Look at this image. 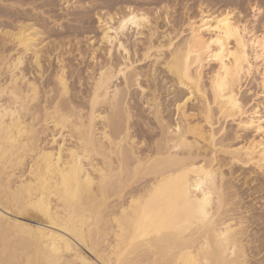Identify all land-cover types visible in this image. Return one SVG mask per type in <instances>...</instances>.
I'll list each match as a JSON object with an SVG mask.
<instances>
[{
  "label": "snow or ice",
  "instance_id": "1",
  "mask_svg": "<svg viewBox=\"0 0 264 264\" xmlns=\"http://www.w3.org/2000/svg\"><path fill=\"white\" fill-rule=\"evenodd\" d=\"M118 3L120 7L116 9L115 15H97L96 20L99 22L103 39L99 47L96 42H92L86 54L91 56L93 62H96L98 57L100 58L101 77L108 71L105 64L111 66L118 59L115 40L111 36L112 32L126 33L131 28L137 35L144 32L147 36L153 29L151 13L138 11L131 0H118ZM206 7L207 5L201 0L199 18L180 21L185 30L189 27L192 30L188 41L189 59L187 60L191 71L186 68L181 77L180 86L187 87L185 81L190 80L192 72L196 71L192 66L193 58L199 64L206 56L209 61L214 60L220 65V70L217 71L213 82V94L217 97V103L220 98L228 99L229 103L226 108L221 109L219 119L223 122L227 117L236 132L235 141L221 145L220 150L231 156L234 163L244 162L246 158L248 162L255 163L260 173L264 174V52H261V48L264 47V32L261 33L259 41L251 40L250 47L249 25L245 21V16H249L250 19L256 14L257 7H259L261 18H264V0H260L259 5L256 6L251 3V0L247 5H245V0H228L227 10L224 11L225 6H221L222 10L217 15L205 14ZM245 8L248 11H245ZM154 11L156 17L169 23L173 22L170 15H166V12L170 13V0H161L159 7ZM237 16H239L238 20ZM58 19V17L52 18L49 21L46 18L45 22L54 25ZM202 26L207 27L206 37ZM198 28L199 31H197ZM178 35L187 38L186 31L178 32ZM12 38L15 51L0 63V153H3L4 174L7 175L8 169L7 146L19 147L21 143H23L24 159H27L30 153L32 158L46 161L48 168L36 174L35 182L27 185L26 192L23 188L13 190L9 183L3 200H0V214L11 211L19 217L33 215L42 217L51 222L53 227L62 226L64 232L69 234L63 242H59L58 237V242L52 244L51 254H47L46 259L40 261L39 264H64L60 255L65 251V247L69 253L73 251L71 235L75 233L79 237L76 221L94 222L97 225L94 230L95 235H93V229H89V235L92 236L95 244L92 249L95 259L89 261L79 257L77 253V258L71 260L69 264H210L207 259V244L199 251L193 248L179 261L174 259V252L166 258L156 260H145L143 254L145 248L151 247L152 237L160 235L161 231L181 235L193 223L207 227L212 220V216L207 211L210 194L206 193L201 199L200 193L203 192V188L198 185L193 190L191 184L188 183L189 173L194 170L190 167L192 163L190 158L197 148L205 149L207 146L206 150L211 152V164L214 166L217 163L219 141L216 132L219 129L216 124L215 109L211 102L208 105L206 124L198 123L196 131L190 134L194 139L185 133L179 117L182 105L187 104L192 98L188 96L185 99L184 97L187 96L185 93L180 97L181 103L176 104L177 124L173 134L175 141L173 145H170L167 153L161 149L162 141L157 140L155 145L145 144L144 148L148 151L147 157L130 156L125 162L123 154L121 155V179H123L125 167H127L128 176L138 177L149 170L146 165L152 164L160 165L171 175L167 181H161L160 184L154 183L151 190L141 193L139 197H136L133 187H129L127 192L123 193L122 200L127 206L120 207L118 214L109 213L114 224L120 225L118 229H114L115 243L113 244L110 237L105 235L98 225L106 211L99 201L109 187H115L114 177L110 176L107 168L93 169L98 173V179L91 173L85 175L88 169L84 160L87 157L91 163V145L84 138L85 128L77 127L75 131L71 129L74 123V110L63 109L59 101L55 107L45 103L44 112L42 114L31 113V124L26 122L28 117L24 114L30 112L28 99H34L32 89L35 86L30 83V78L24 75V68L27 63L26 57L34 47L30 41L36 39L37 43H40V40L37 34L29 33L24 27H21L18 33H13ZM44 40L46 42L47 38L45 37ZM194 41H200L195 51ZM101 51L104 54L102 57ZM119 55L130 57V46L126 47L121 43ZM39 62L40 58L37 54L36 60L32 63L35 65ZM60 82L63 84V80ZM25 86L28 89L27 99L25 98ZM237 88H239V94H237ZM189 90L194 94L193 89L189 88ZM229 92L231 96L228 95ZM206 98L211 101L210 97ZM9 118H11L10 124ZM237 124L238 127H236ZM17 127L21 130L19 136L15 134ZM53 127L55 131H51ZM245 130H247V135L252 137L247 147L243 143L247 139L242 134ZM50 131L51 135H49ZM224 131L226 133L227 128ZM57 132L60 133L59 136ZM66 133H70L73 144H69V135ZM77 133H80L78 142L76 141ZM91 135L90 132L89 136ZM226 138L227 136L222 133L221 139ZM121 142H123V137H121ZM77 143L80 147L76 146ZM236 144H239V147H236ZM49 145H51L50 148ZM66 149L70 150L68 163H65ZM81 150L83 155H81ZM257 157L259 159H256ZM14 163L18 164V161ZM196 163L198 164V161ZM61 165L64 166L61 167ZM198 168L201 173L209 177L213 175V168L209 167L207 159L204 164H198ZM32 171H36L35 167ZM57 176L62 178V182L57 180L56 186L53 187L54 181L50 177ZM96 184H99L96 200L88 205L87 210L81 215L80 209L85 207L83 194ZM129 194L133 196L131 202L127 201ZM154 200H158L161 205L159 211L156 212L150 210V205ZM54 202L63 204L65 207L70 205L71 215H66L61 219V209L57 207V213L54 216ZM217 203L222 205L221 200H217ZM141 207L143 211H140ZM133 212L136 214L133 215ZM27 235L41 238L47 233L34 229ZM216 243L220 248L230 246V232H217ZM109 245H111L110 253ZM232 251L235 253L234 248ZM201 256L205 257L203 261ZM0 264H12V262L4 260L0 261ZM217 264L221 262L218 261Z\"/></svg>",
  "mask_w": 264,
  "mask_h": 264
},
{
  "label": "bare ground",
  "instance_id": "2",
  "mask_svg": "<svg viewBox=\"0 0 264 264\" xmlns=\"http://www.w3.org/2000/svg\"><path fill=\"white\" fill-rule=\"evenodd\" d=\"M207 13L209 12H205V14ZM211 14L217 15L218 13ZM199 16L200 15H198V18ZM18 26L20 27L15 33H18L21 27L26 28L29 33H33L31 30L34 29L30 26ZM202 27H204L206 37L208 35L207 27ZM154 29L155 28H153L152 31ZM152 31L147 36V43L145 44L144 42V47H141L140 49L142 50L143 59L150 60L149 65L151 69H147V66L146 69L148 71L145 73L137 70L138 67H135L134 62L130 61V58L127 56H121L120 61L118 60L119 62L112 63L111 66L105 64L108 71L103 77L100 75L102 68L99 66L96 72L90 73L88 95L87 98H84L86 99V101H84L86 102V105L84 106L83 103H81L83 107L80 106L81 104L78 105V102L75 104L70 98L68 83L63 67L54 75V82L47 83L44 92L40 90L39 85H37L38 83L36 84L33 80H30V83L35 86L32 89L34 99H28L30 112H25L24 114L28 117L26 122L29 125L31 124V113L42 114L44 112L45 103L55 107L57 101H59L63 109L74 110V123L71 125V129L72 131H75L77 127L85 128L84 138L91 145V163H89V159L87 157L84 160V164L88 169V171L85 172V175L91 173L98 179V173L93 171V169L107 168L110 176L114 177L115 187H109V189L102 194L99 201V204L103 206L106 211L102 221L98 225L101 231H103L105 235L109 236L114 244V229H118L120 225L114 224L113 218L109 215V213L118 214V209L120 207L127 206L122 200L123 193L127 192L129 187H133L135 189L136 197H139L141 193L151 190L154 183L160 184L161 181H167L168 177L171 175V173H168L160 165L152 164L150 166L146 165V168L149 170L141 173L138 177L128 176L127 167H125L123 179H121V155L123 154L125 162L130 156L142 155L147 157L148 151L144 148L145 144L155 145L157 140L162 141L161 149L164 153H167L170 145H173L175 141V136L173 134L177 124L176 104L181 103L180 97L185 93L187 94V96L184 97L185 99H187L188 96H191L192 98L187 104L182 105L179 117L185 133L189 134V137L194 139V137H191L190 134L193 131H196L198 123L200 125L206 124L208 105L209 102H211L213 108L215 109L216 124L219 126V130L216 132V136H220L217 137L219 141L217 145V154H223V160H217V163L213 166L210 159L211 152L206 150L207 146L205 149L197 148L195 154L190 158L192 161L190 167L194 170L189 173L190 179L188 180V183L191 184L193 190H195L198 185L203 188V192L200 193L201 199H203L206 193L210 194L207 211L212 216V220L207 227L202 224L193 223L189 229L181 235L168 231H161L160 235H154L152 237L151 247L144 249L143 258L145 260H156L158 258L163 259L174 252V259L179 261L182 256H185V254L193 248L199 251L202 246L207 244V259L210 264H217L218 261L221 262V264H262V261L255 258L260 254V249L257 245V239L254 236L255 233H251L249 231V227L247 225V216L249 211L241 206L242 203L240 195L232 183V178H230L232 176L230 172V169L232 168L230 167L236 164H249L255 168L263 179L264 174L260 173V170L255 163L248 162L246 158L244 162L234 163L231 156H229L225 151L220 150L221 145H223V140L220 138L222 133L224 134V124L229 122L232 123L227 119V117L224 118L223 122L219 119L221 109L226 108L229 103L228 99L220 98L219 103H217V97L213 94V82L217 71L220 70V65L214 60L209 61L206 56L199 64H197L195 58H193L192 66L196 69V71L192 72L190 80L185 81V84L188 86L182 88L180 86L181 77L184 75L186 68L191 71V68H189L187 64V60L189 59L188 41L191 38V28L189 27L184 30L187 32V38L182 37L177 42L173 37H170V34H164V36L162 35V42H159V40L157 43L155 41L153 42L152 39L154 40L155 38H152V36L153 32H156V30ZM184 31L182 30V32ZM197 31H199V28ZM13 33H5L6 36H8L7 41L11 42L12 46L14 45V40L12 38ZM129 33H133L135 37L143 36V32L137 35L131 28H129L126 33L120 32L118 34L115 31L111 33V36L115 40V47L118 53L121 43L126 46V41L124 42L123 40ZM248 35L250 47L252 39L257 41L261 39L260 36L256 35L251 30H249ZM101 37L102 40L103 33ZM30 42L33 43L34 47L28 55H31L34 61L37 58V54H39L40 57L42 49L40 51L36 48V39H32ZM199 45L200 41H194V51L199 47ZM261 52H264V47L261 48ZM9 56H11L10 53ZM5 57L6 56L0 55V63L4 61ZM135 61L137 62L138 60ZM39 64L40 62L35 64L38 69ZM158 65L162 67L163 71L170 78V82L172 83L169 88L167 87L169 91L170 88L172 91L170 93H166L167 95H165V101L167 98L170 99L171 103L169 107H171V110L174 112V115L172 116L174 119L168 118L165 115L167 109L163 107V103L161 102L158 94V82L155 78V72H158V70L156 71V66ZM208 67L209 69H207ZM197 72L199 73L198 75ZM61 80H63V84H61ZM142 80L145 82L151 80L153 82V86L149 87L148 84L143 87V82L141 84ZM21 83L23 84V81H21ZM189 88L194 90V94L193 91L189 90ZM132 89L136 91L137 102L141 104V109L142 106H144L146 108L145 112L147 111L145 114V117L147 116L145 118L147 123L144 120L141 121L144 122L143 125L148 131H142L145 132V134H141L142 136L144 135V138H142L143 141L140 139V142H138L133 134L137 130L136 127V129L133 130L135 126L133 125V122L135 123L134 118L140 117L133 114L134 107L132 105H139L135 104L137 102L134 100H131L132 97L130 96V91ZM175 90L180 92L177 96L175 95ZM27 91V86H25L26 99ZM237 94H239V88H237ZM228 95L231 96V92H229ZM206 97H210L211 101H209ZM190 102L192 103L191 107L188 106ZM142 118H144V116ZM10 123L11 118H9V124ZM148 124L150 126H148ZM89 125H91V127H87ZM137 125L138 124L136 123V126ZM236 127H238V124ZM20 131L19 127H17L15 134L19 136ZM51 131H55V128L53 127ZM51 131L49 132V135H51ZM90 132L92 133L91 137L89 136ZM243 133H247V130ZM5 134H7L6 130ZM56 134L57 136L60 135L59 132ZM66 134L69 135V144H73L74 142L70 133ZM197 135H200V133H197ZM105 137H107V139ZM121 137H123V142H121ZM79 138L80 133H77V142ZM247 140L245 141L247 142ZM224 141L226 142V140ZM247 144L248 143H245L246 147ZM76 146L80 147L78 143ZM50 147L51 145H49V148ZM22 149L23 143H21L19 147L15 145L7 146V175L4 174L3 153H0V200H3L5 190L9 183H11L13 190L23 188L26 192L27 185L35 182L36 174L42 169L47 170L48 168L46 161L36 160L31 157L30 153L28 154L27 159H24ZM69 151V149L65 150V163L70 161ZM83 154L84 153L81 150V155ZM206 159L208 160L209 167L213 168V175L211 177L201 173L198 168V164H204ZM256 159H259V157ZM14 161H18V164L14 163ZM197 161L198 164L196 163ZM63 166L64 165H61V167ZM34 167L36 170L35 172L32 171ZM224 168H228L226 172L224 171ZM50 179L54 181L53 187L56 186L55 182L57 180L62 182V178L58 176L50 177ZM97 192H99V184H96L94 187H90L89 190L83 194V203L85 207L80 209L81 215L87 210L88 205L96 200ZM132 199L133 196L129 194L127 196V201L131 202ZM217 200H221L222 205L218 204ZM160 206V202L158 200H154L150 205V210L153 212L159 211ZM57 207L61 209V219H63L66 215H71L69 210L70 205L65 207L63 204L54 202V216L57 213ZM143 210V207H141L140 211ZM135 214L136 213L133 212V215ZM76 223L78 225L79 237H77L75 233L71 235L70 238L72 240L73 251L69 253L65 247V251L60 255L64 264H69L71 260L76 259L77 253L79 254V257L86 260L91 261L95 259L92 251L95 244L93 243L92 236L89 235V229L92 228L93 235H95L94 230L97 225L94 222L90 223L88 221H84L82 223L76 221ZM34 229L39 232L47 233V235L41 238L27 235V233H30ZM220 231L230 232V246L225 248L217 246L216 233ZM68 236L69 234L64 232L62 226L53 227L51 222L44 220L42 217L35 215L19 217L11 211H8L0 214V261L8 260L11 261L12 264H29V262H31V264H39L40 261L46 259L47 254H51L52 244L58 242V237L59 242H63V240ZM129 239H131V237H129ZM85 241H87V243H85ZM233 248L235 249V253L232 251ZM108 251L109 253L111 252V245H109ZM204 258V256H201L202 261Z\"/></svg>",
  "mask_w": 264,
  "mask_h": 264
},
{
  "label": "rangeland",
  "instance_id": "3",
  "mask_svg": "<svg viewBox=\"0 0 264 264\" xmlns=\"http://www.w3.org/2000/svg\"><path fill=\"white\" fill-rule=\"evenodd\" d=\"M160 2L161 0H131V3L136 6L138 11H145L153 15V28L156 30V32H153L154 30L152 31V38H155L154 40L152 39L153 42L155 41L157 43L158 40L162 42L164 34H170V37H173L177 42L183 37L178 35V32L185 30L184 26L180 24V21L185 19L192 20V18L193 20H196V18L198 19L201 0H170V13L166 12V15H170L173 21L172 23L156 17L154 10L159 7ZM203 2L207 5L205 12L219 13L222 10L221 6H225L223 10H227L226 5L228 0H203ZM248 2L249 0H245V5H247ZM251 3L256 6L259 5L260 0H251ZM118 7H120L118 0H0V55L9 56V53L11 55L14 49L11 42L7 41L8 43H5V40H8L6 34H9V32H17L20 27L18 25H25V27L30 26L34 29L31 31L39 37L40 43L36 42V48L40 51L42 49V53L40 52L39 69L32 63L33 59L31 55H27V63L24 68L25 75L36 84L38 83L37 85H39L40 90L44 92L47 83L54 82V75L63 67L70 98L75 104L78 102V105L83 103L85 106L86 102L84 101H86V99L84 98H87L88 95L90 73L96 72L101 64L99 57L96 62H93L91 56L86 55L92 42H96L97 47L100 46L102 32L96 17L98 14L112 16L116 14V9ZM125 7H127V5ZM245 11H248V9L245 8ZM57 17L59 19L54 25L45 22L46 18L51 21L52 18ZM237 18L239 19V16H237ZM245 21L249 25V30L261 37V33L264 32V18H261L259 7H257L256 14L252 15L250 19L249 16H245ZM147 36L144 32L142 37H135L133 33H129L123 40L124 42L126 41V46H130L131 48L130 61H133L134 66L138 67L137 70L144 73L148 71L147 69H151L149 65L150 60L143 59L142 50H140L141 47H144L147 43ZM45 37L47 38L46 42L44 40ZM81 49H83V51H81ZM100 55L101 57L104 55L103 51H101ZM120 57L118 53L116 62L120 61ZM135 60L138 61L136 62ZM160 67V65L156 66V71L158 70V72H155V78L158 82V94L163 103V107L167 109L165 115L168 118L174 119L172 117L174 112L171 110L172 108L169 107L171 103L170 99L167 98L165 101L166 93L172 91L171 88L169 91L167 87L169 88L172 83L162 67ZM139 68L143 69L141 70ZM207 69H209V67ZM141 84L143 87L148 84L149 87L153 86L151 80L148 82L142 80ZM130 92V96L132 97L131 100L137 102L136 91L132 89ZM178 93L180 92L175 90L176 96ZM135 104L139 106L132 105L134 107L133 114L140 118L136 117L134 118L135 120L133 119L135 121V123L133 122V125H135L133 130L137 128L136 132L133 134L138 142H140L139 140L141 139V141H143L142 138H144V135L142 136L141 134H145V132L148 131L143 125L144 122L141 121L146 120L145 118L147 116L145 117V114L147 111L145 112L146 108L144 106H142L141 109V104L139 102ZM191 104L190 102L188 106L191 107ZM80 106H82V104ZM143 116L144 118H142ZM136 123L138 124L137 126ZM229 123L224 124V127L227 128V132L225 133L224 131L227 138H220L223 140V145L229 144V142H233L236 139L235 128L232 123ZM148 126L150 125L148 124ZM242 134L246 136L247 139L251 137L247 135V133ZM217 137L220 136L218 135ZM251 138L249 140L246 139L247 142L244 140L243 143H248L252 140ZM224 140H226V142ZM238 146L239 144H236V147ZM217 160L222 161L223 154L218 153ZM239 165L236 164L230 167L232 169L229 168L232 175L230 178H232V183L240 195L241 206L249 211L247 225L249 231L255 233L254 236L257 239V245L260 249V254L255 258L259 259L262 261V264H264V179L252 165ZM227 169L228 168H224V171L226 172Z\"/></svg>",
  "mask_w": 264,
  "mask_h": 264
}]
</instances>
